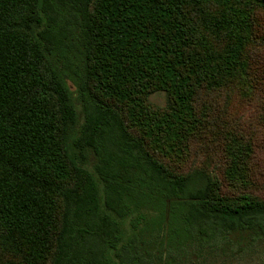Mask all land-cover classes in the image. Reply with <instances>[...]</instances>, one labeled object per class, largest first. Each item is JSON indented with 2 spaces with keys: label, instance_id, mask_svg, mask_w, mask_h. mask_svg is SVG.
Returning <instances> with one entry per match:
<instances>
[{
  "label": "trees",
  "instance_id": "16d2710c",
  "mask_svg": "<svg viewBox=\"0 0 264 264\" xmlns=\"http://www.w3.org/2000/svg\"><path fill=\"white\" fill-rule=\"evenodd\" d=\"M253 108L264 0H0V264H154L264 235V199L226 191L248 185ZM196 143L225 166L185 168Z\"/></svg>",
  "mask_w": 264,
  "mask_h": 264
},
{
  "label": "rangeland",
  "instance_id": "374dc122",
  "mask_svg": "<svg viewBox=\"0 0 264 264\" xmlns=\"http://www.w3.org/2000/svg\"><path fill=\"white\" fill-rule=\"evenodd\" d=\"M149 102L157 108H166L168 96L165 91H156L149 96ZM264 116L253 108L247 114H242L243 123L238 124L245 135V140L252 142L255 159L250 163L248 185L236 190L227 186L226 191L238 194L239 190L248 191L254 196L264 199ZM191 156L185 163V168L209 166L218 168L224 165L217 148H206L196 143ZM225 166V165H224ZM223 176V175H222ZM17 258L19 264H28L24 255H10ZM50 259H48V262ZM154 264H264V235H254L247 231L231 232L227 236H219L215 243L200 245L196 242L169 248L161 261Z\"/></svg>",
  "mask_w": 264,
  "mask_h": 264
}]
</instances>
